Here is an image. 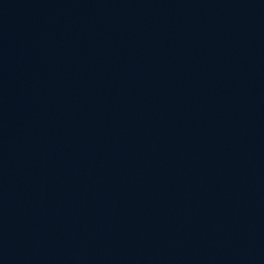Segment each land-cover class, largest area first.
Here are the masks:
<instances>
[{"label":"water","instance_id":"95a60500","mask_svg":"<svg viewBox=\"0 0 264 264\" xmlns=\"http://www.w3.org/2000/svg\"><path fill=\"white\" fill-rule=\"evenodd\" d=\"M0 264H264V0H0Z\"/></svg>","mask_w":264,"mask_h":264}]
</instances>
